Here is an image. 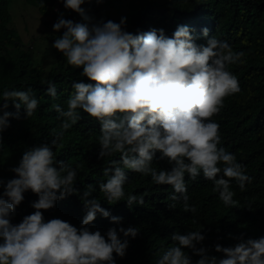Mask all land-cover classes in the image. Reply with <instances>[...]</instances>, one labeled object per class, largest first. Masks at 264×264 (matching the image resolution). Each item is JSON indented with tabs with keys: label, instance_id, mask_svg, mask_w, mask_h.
Instances as JSON below:
<instances>
[{
	"label": "clouds",
	"instance_id": "1",
	"mask_svg": "<svg viewBox=\"0 0 264 264\" xmlns=\"http://www.w3.org/2000/svg\"><path fill=\"white\" fill-rule=\"evenodd\" d=\"M40 2L43 7L44 0ZM60 2L84 22L65 19L59 13L53 29L64 31L52 47L63 54L68 65L82 68L81 76L92 83L72 82L66 107L59 103L51 106L62 118L60 131L52 129V142L25 150L18 166L11 169L16 177L7 182L0 178V264H116L117 255L126 256L127 237L139 234L140 229L132 226L111 227L106 234L89 227L98 214L110 217L117 225L123 218L113 216L92 197L94 185H87L81 195L75 185L82 165L57 157L59 141L82 119L81 110L100 123L98 159L119 153V159L111 160L103 169L106 181L98 183L109 204L125 200L127 169L150 176L156 185L171 186L170 209L182 202L184 212H197L196 205L189 204L186 175L191 180L203 175L225 206L237 207L232 181L244 191L253 177L246 174V166L234 153L220 146V125L212 118L223 109L225 98L242 91L238 76L229 66L246 63V52L235 51L227 41L209 36L207 28L202 30L204 44L196 43L193 30L186 25H178L171 36L156 28L133 34L126 30L127 17L118 23L96 20L82 7L86 0ZM42 83L49 86L47 95L55 100L56 84L52 80ZM10 102L16 114L8 111ZM39 104L31 87L4 88L0 147L10 117L19 118L23 105L29 119ZM157 152L161 153L160 160L171 165L170 170L153 167ZM29 190L38 196L31 202L35 211L13 224L12 217ZM73 194L86 209L79 227L60 218L45 220L44 211ZM126 201L129 207L145 203L143 195L132 193L127 194ZM192 222L195 224V219ZM205 239L199 229L174 232L171 245L155 254L154 264H264V237L245 239L241 234L234 246L217 243L215 252L223 253L222 257L202 246ZM193 256L199 259L194 261Z\"/></svg>",
	"mask_w": 264,
	"mask_h": 264
},
{
	"label": "trees",
	"instance_id": "2",
	"mask_svg": "<svg viewBox=\"0 0 264 264\" xmlns=\"http://www.w3.org/2000/svg\"><path fill=\"white\" fill-rule=\"evenodd\" d=\"M10 1L0 0V99L4 88L26 90L31 87L40 104L29 119L22 105L19 118L10 117V127L3 132L0 178L5 182L16 177L11 169L18 166L25 150L51 143L54 139L52 129L60 131L62 118L51 107L52 104L59 103L66 107L73 81L92 83L81 76L82 68L68 65L63 54L53 47L55 61L46 74H42V65L32 64L30 55L22 47L19 34L10 25ZM25 1L35 5L42 15H51L50 19L44 21L45 24L55 23L59 13H63L65 19L84 22L78 13L65 9L60 0H44L43 7L40 0ZM56 4L59 12L54 10ZM82 7L96 20L104 18L118 23L121 19L101 12V3H96V0L90 3L86 1ZM133 8L135 11L128 16L126 25V30L133 34L156 28L164 29L171 36L178 25H186L193 30L196 43L204 44L206 38L202 30L207 28L209 36L215 35L227 41L235 51L246 52V63L229 66V70L238 76L242 91L225 98L223 109L212 119L220 125V146L234 153L237 161L246 166V174L253 177L252 182L246 184L244 191H240L236 182L232 181V189L236 192L234 199L239 201V205L230 207L220 201L219 194L212 190V182L203 175L196 180L186 175L189 204L197 207L193 215L183 211L182 202H178L175 209L168 207L173 203L168 199L173 192L171 186L156 185L150 176L126 169L129 183L124 186L125 200L109 204L99 191L98 183L106 181L103 169L109 166L111 160L119 159V153L98 159L101 126L99 121L83 110L82 119L59 141L57 157L71 160L74 165H82L75 185L81 195L87 185H94L96 191L92 197L98 198L101 207L113 216L123 218L121 224L117 225L111 222L110 217L104 218L98 214L89 226L93 231L99 229L106 234L109 228L118 229L121 226L140 229L135 238L127 237L129 247L126 256L120 258L117 255L116 264H154L155 254L171 245L172 233L179 231L183 234L197 229L206 236L202 246L209 247L211 254L222 257L223 253L215 252L214 245L217 243L223 247L234 246L241 234L245 239L264 237V0H139L133 2ZM63 31L55 32L51 45ZM45 80H52L56 84L58 96L55 100L47 95L49 86L42 83ZM8 111L17 113L11 102ZM160 155L156 153L153 167L170 170L171 165L167 160H160ZM128 193L143 195L145 203L129 207L126 201ZM24 196V201L12 217L13 224L20 223L24 216L35 211L31 202L37 200L38 196L31 190L25 192ZM85 214V206L76 194L58 201L55 208L44 211L46 221L60 218L76 227L80 226ZM119 235L122 240L125 239L123 233ZM197 259L199 257L193 256L194 261Z\"/></svg>",
	"mask_w": 264,
	"mask_h": 264
},
{
	"label": "rangeland",
	"instance_id": "3",
	"mask_svg": "<svg viewBox=\"0 0 264 264\" xmlns=\"http://www.w3.org/2000/svg\"><path fill=\"white\" fill-rule=\"evenodd\" d=\"M86 1L88 2V0ZM138 1L104 0L101 3L100 11L115 18H128L135 11L133 2ZM8 10L11 17L10 25L19 34L23 49L30 55L32 64L40 63L42 65V74L45 75L55 61L51 45L55 34L54 23L45 24L44 22L50 19L51 15H42L35 5L25 0H11L8 4Z\"/></svg>",
	"mask_w": 264,
	"mask_h": 264
},
{
	"label": "built area",
	"instance_id": "4",
	"mask_svg": "<svg viewBox=\"0 0 264 264\" xmlns=\"http://www.w3.org/2000/svg\"><path fill=\"white\" fill-rule=\"evenodd\" d=\"M58 9V5L56 4L55 6H54V10H57Z\"/></svg>",
	"mask_w": 264,
	"mask_h": 264
}]
</instances>
